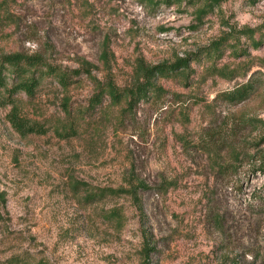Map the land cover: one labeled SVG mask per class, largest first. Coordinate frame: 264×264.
Wrapping results in <instances>:
<instances>
[{"label": "rangeland", "instance_id": "1", "mask_svg": "<svg viewBox=\"0 0 264 264\" xmlns=\"http://www.w3.org/2000/svg\"><path fill=\"white\" fill-rule=\"evenodd\" d=\"M149 1L0 0V59L42 61L15 106L46 129L18 132L0 103V264H264V0H218L204 17V0ZM243 29L260 45L242 35L246 55L206 58ZM188 57L154 80L163 94L87 111L97 86ZM249 81L246 101L221 97Z\"/></svg>", "mask_w": 264, "mask_h": 264}, {"label": "trees", "instance_id": "2", "mask_svg": "<svg viewBox=\"0 0 264 264\" xmlns=\"http://www.w3.org/2000/svg\"><path fill=\"white\" fill-rule=\"evenodd\" d=\"M172 1L173 0H171V2ZM149 3L152 4L153 0H150ZM218 3V0H204V6L197 13L198 16L204 17L207 15V12L211 13L215 5H217ZM242 35L250 41L249 45L256 47L260 45V41L254 38V33L252 30H238L236 32L234 31L231 34H227L225 37L221 38L218 41L213 42L206 51V58L216 59L221 57L223 50L226 47L230 48L234 52L240 51L239 53H241L242 55H246V51L240 50L241 42L238 40V38H241ZM191 58L188 57L186 59L179 60V62L172 65L163 64L151 68H141L140 76L144 78V81L138 82L135 87H125L122 89L120 87H117L113 83H106L105 85L97 86L94 95L89 100L87 111H94L97 107L102 106V103L106 97L109 99L112 106L125 105V110H133L134 107L138 105V103H140L141 101L149 100L152 95L163 94V90L161 89V87L157 86L154 82L156 78L167 77L178 72L183 73L187 71ZM41 62L42 61L40 58L25 57L18 54L5 56L0 59V90L3 94V99H0V103L4 105H12V111L8 115V120L15 127V129L22 134H41L46 132V129L44 127L30 124L25 118H22L18 114L13 100L14 96L20 92H23L29 98L35 96L40 81L43 77V73L39 72V68H41ZM51 70H53L52 67H46V72H49ZM81 72V70L72 71L74 75H80ZM12 73L13 79L10 80L9 77L12 75ZM69 78V73L61 72L60 75H58L57 79L62 86H67ZM10 81H12V83H10ZM255 91L256 88L254 86V83H252V81H249L232 91L223 93L221 97L228 103L239 104L251 98ZM64 105L65 111L68 110V102ZM68 114H70V112ZM72 126L73 125L68 127L65 125L62 128L58 129L57 133L62 134L63 137H68L69 132L73 130ZM262 158H264V156ZM225 169H227V167L223 170ZM259 170H264V162H261V164L259 165ZM75 185L78 188L84 184L76 183ZM107 194L115 195L117 194V191L88 189L85 194V198H88L91 201L98 200L100 199V197H104ZM115 212L112 214L116 216Z\"/></svg>", "mask_w": 264, "mask_h": 264}]
</instances>
